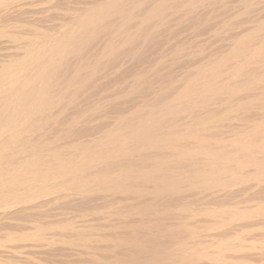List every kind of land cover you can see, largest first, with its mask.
Masks as SVG:
<instances>
[{
	"label": "bare ground",
	"instance_id": "1",
	"mask_svg": "<svg viewBox=\"0 0 264 264\" xmlns=\"http://www.w3.org/2000/svg\"><path fill=\"white\" fill-rule=\"evenodd\" d=\"M0 264H264V0H0Z\"/></svg>",
	"mask_w": 264,
	"mask_h": 264
},
{
	"label": "rangeland",
	"instance_id": "2",
	"mask_svg": "<svg viewBox=\"0 0 264 264\" xmlns=\"http://www.w3.org/2000/svg\"><path fill=\"white\" fill-rule=\"evenodd\" d=\"M75 214H76V212H75ZM87 218V217H86ZM78 220H81V218H79ZM250 252H254L253 250L252 251H250ZM245 254H248V253H246V251H245ZM239 256V255H238ZM251 257V256H250Z\"/></svg>",
	"mask_w": 264,
	"mask_h": 264
}]
</instances>
